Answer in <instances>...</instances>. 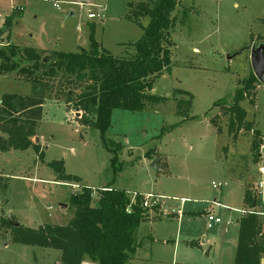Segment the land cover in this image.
I'll use <instances>...</instances> for the list:
<instances>
[{"label":"rangeland","instance_id":"obj_1","mask_svg":"<svg viewBox=\"0 0 264 264\" xmlns=\"http://www.w3.org/2000/svg\"><path fill=\"white\" fill-rule=\"evenodd\" d=\"M151 1L155 0H0V28L12 12L20 13L10 28V40L0 39L18 49L73 53L88 49L93 24L103 49L116 58L130 57L132 44L142 35V28L131 21L132 12ZM88 12L94 19L87 18ZM172 15L170 68L154 81L151 91L166 99L139 112L113 110L104 135L106 147L97 129L80 124L81 112L52 99L55 90H67L64 80H55L32 138L42 160L33 149L0 152V218L12 217L31 229L66 225L74 213L70 196L82 187L92 189V206L98 191L106 187L123 190L131 199L134 194L163 195L164 204L176 209L179 203L170 198H185L191 214L180 221L167 208L147 209L135 234L138 247L130 264H234L235 248L229 245L226 251L222 244L226 237L235 242L237 222L228 226L227 212L218 208L223 223L207 229L202 209H208L206 201L245 209L243 192L255 189L258 208L264 212V175L259 173L264 156L259 154L255 161L252 153L254 141L264 147V85L258 82L251 92L252 105L248 98L239 103L259 136L242 130L233 140L223 114L241 82L253 73L250 49L264 42V0H178ZM138 21L146 26L148 18ZM14 61L29 64L20 52ZM177 90L191 95L190 109L184 95H174ZM6 93L30 95L31 83L17 71L0 72V98ZM0 136L6 138L1 132ZM112 144L118 146L114 167L108 151ZM53 161H63L65 174L80 182H56L48 167ZM221 182L226 183L221 189L212 188ZM181 209L183 214L185 206ZM165 238L170 241L158 244ZM175 242L179 246L174 252ZM214 243L218 250L207 255ZM60 257L57 250L13 243L9 230L0 226V264H60Z\"/></svg>","mask_w":264,"mask_h":264},{"label":"trees","instance_id":"obj_2","mask_svg":"<svg viewBox=\"0 0 264 264\" xmlns=\"http://www.w3.org/2000/svg\"><path fill=\"white\" fill-rule=\"evenodd\" d=\"M177 4L178 0H155L136 6L131 21L142 28V35L132 44L134 54L130 57L116 58L103 49L95 39L93 24L89 26L88 49L73 53L18 49L0 39V72L17 71L31 83L30 95L6 93L0 98V132L6 136H0V152L33 149L42 160L32 138L42 118L44 102L50 99L52 85L58 79L65 81L67 90H55L52 99H61L70 111L81 112L80 124L97 129L105 145L104 135L110 127L113 110L139 112L165 100L166 97L152 95L151 91L154 81L170 68L173 43L169 32L175 21L172 13ZM19 14L12 12L6 17L0 28V38L4 36L5 41L10 40V28ZM140 18H148L146 26L139 23ZM18 52L29 63L27 66H19L14 61ZM257 84L258 80L251 73L236 89L231 106L223 110L228 117L227 133L233 140L242 130L253 131L255 136L260 134L246 120V111L239 105L250 99ZM69 87L81 88V92L77 94ZM177 94L186 97V107L190 109L191 95L183 90L175 91L174 95ZM249 103L252 105L253 99ZM211 123L221 133L214 120ZM262 146L260 142H253L255 161ZM117 150L116 144L108 147L113 167ZM48 167L55 173L56 182H80L78 177L65 174L63 161H53ZM143 196L136 194L132 202L127 192L106 187L98 191L96 205L92 206V189L82 187L79 193L70 196L74 213L66 225L47 224L31 229L21 226L12 217H1L0 226L9 230L15 244L60 251V264H128L138 247L136 231L147 218L148 208L142 206ZM242 199L250 214L240 217L237 223L234 264H261L264 212L258 208L255 189H245Z\"/></svg>","mask_w":264,"mask_h":264},{"label":"built area","instance_id":"obj_3","mask_svg":"<svg viewBox=\"0 0 264 264\" xmlns=\"http://www.w3.org/2000/svg\"><path fill=\"white\" fill-rule=\"evenodd\" d=\"M95 15L92 13H87V18L88 19H94ZM259 173L264 175V167H260L259 168ZM226 183H213L212 184V188L214 190L217 189H221L223 187V185ZM263 186V182L262 180L259 182L258 187L261 188ZM135 195L133 196V198L131 199L132 202L135 201ZM164 199V196L161 195H154V194H145L143 196V202H142V206L144 208H163V204L165 203L164 201H162ZM173 201H176L179 203V208L176 209L175 207H166L167 209L170 210L171 214H175L177 216H181L182 215V211L184 208V206L189 203V201L185 198H180L179 200L175 199V198H170ZM195 203V201H194ZM206 203L208 204V209L205 211V219H206V228L207 229H212L214 227H216L217 225L221 224L223 222V218L221 217V215L217 212L218 208H221L223 210H225V212H227L228 215L230 214H237L238 218L245 216L247 214H250V212L246 211L245 209H232L230 207H227L223 204H221L220 202H216V201H206ZM165 205V204H164ZM167 205V204H166ZM128 213L130 212L129 207L126 210Z\"/></svg>","mask_w":264,"mask_h":264},{"label":"crops","instance_id":"obj_4","mask_svg":"<svg viewBox=\"0 0 264 264\" xmlns=\"http://www.w3.org/2000/svg\"><path fill=\"white\" fill-rule=\"evenodd\" d=\"M90 25V24H89ZM243 197V196H242ZM193 201H195V200H193ZM206 201V200H205ZM186 205H188V204H186ZM186 205H185V211H184V213H183V215H181L180 217H178L177 218V220L178 221H180V218L182 217V216H184V215H189V214H191V212L189 211V208H186ZM168 205H164L163 207L164 208H162V209H164L165 210V208L167 207ZM194 207H196V206H191L190 207V209L191 210H193L194 209ZM244 208V207H243ZM242 209V208H241ZM202 212L203 213H205V210H203L202 209ZM235 214H230V215H228V214H226V217H227V221H226V224L228 225V226H230L231 224H233V223H238V220L240 219V218H238V215L236 216H234ZM223 223V222H222ZM151 224V223H150ZM159 224V223H158ZM158 224H157V227H158ZM160 225V224H159ZM155 230H156V228H151V231H152V233H155ZM227 233V232H226ZM237 233H238V231H237ZM186 238V237H185ZM236 240H235V242H234V237H226V238H223V240H225V241H223V246H224V248L226 249V251L227 250H229V245H230V248H236L235 246V244H237V234H236ZM170 240H168V239H158V244H165V242H169ZM186 243L188 244V245H190V246H192L191 245V243H194L195 244V246H192V247H201L200 245H197L195 242H192V241H186ZM177 246H179L178 244H177V242H175L174 243V252L176 251V247ZM218 247L219 246H217V244L216 243H214L213 245H209V248L205 251V253L207 254V255H209V253H211L212 254V256L213 255H215V252H216V250H218ZM152 252H153V249L151 248V250H150V257H151V259H152ZM136 253H137V250H136ZM235 254V253H234ZM134 259H135V257H134ZM133 260H130L129 261V263L128 264H130L131 262H132ZM88 264V263H87Z\"/></svg>","mask_w":264,"mask_h":264},{"label":"water","instance_id":"obj_5","mask_svg":"<svg viewBox=\"0 0 264 264\" xmlns=\"http://www.w3.org/2000/svg\"><path fill=\"white\" fill-rule=\"evenodd\" d=\"M250 51V63L253 74L258 82L264 85V42L253 45ZM260 154L264 156V147L261 148ZM152 167L155 168V165ZM261 264H263V260H261Z\"/></svg>","mask_w":264,"mask_h":264}]
</instances>
